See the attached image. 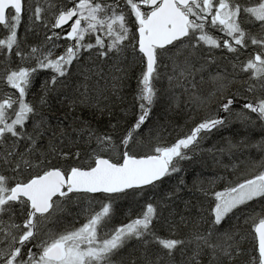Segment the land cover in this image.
<instances>
[{"label": "snow or ice", "instance_id": "snow-or-ice-1", "mask_svg": "<svg viewBox=\"0 0 264 264\" xmlns=\"http://www.w3.org/2000/svg\"><path fill=\"white\" fill-rule=\"evenodd\" d=\"M0 264H264V0H0Z\"/></svg>", "mask_w": 264, "mask_h": 264}, {"label": "trees", "instance_id": "trees-1", "mask_svg": "<svg viewBox=\"0 0 264 264\" xmlns=\"http://www.w3.org/2000/svg\"><path fill=\"white\" fill-rule=\"evenodd\" d=\"M132 86L135 85V80H132ZM129 94L127 96V99H128V102L130 103L131 102V95H130V89L129 90H126ZM159 111V110H158ZM178 124L179 125H183L184 124V120H178ZM180 130H186V129H180L178 128L177 131H180ZM173 135H175V132L173 133ZM225 135H228V133L226 132ZM254 135L259 138V131L256 130V132L254 133ZM168 139H170L171 137H166ZM212 142H209L208 145L206 146H210ZM192 178V169H189V179L191 180ZM135 210V205H121L118 209V214H117V220H124L130 212L134 211Z\"/></svg>", "mask_w": 264, "mask_h": 264}]
</instances>
